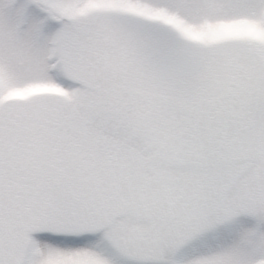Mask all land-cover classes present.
<instances>
[{
	"label": "snow or ice",
	"instance_id": "6c2138e0",
	"mask_svg": "<svg viewBox=\"0 0 264 264\" xmlns=\"http://www.w3.org/2000/svg\"><path fill=\"white\" fill-rule=\"evenodd\" d=\"M0 264H264V0H0Z\"/></svg>",
	"mask_w": 264,
	"mask_h": 264
}]
</instances>
